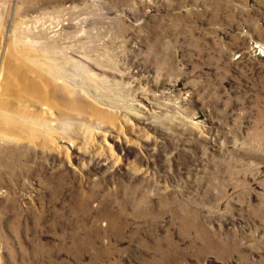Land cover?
I'll return each instance as SVG.
<instances>
[{
    "label": "rangeland",
    "instance_id": "rangeland-1",
    "mask_svg": "<svg viewBox=\"0 0 264 264\" xmlns=\"http://www.w3.org/2000/svg\"><path fill=\"white\" fill-rule=\"evenodd\" d=\"M0 264H264V0H0Z\"/></svg>",
    "mask_w": 264,
    "mask_h": 264
},
{
    "label": "bare ground",
    "instance_id": "bare-ground-1",
    "mask_svg": "<svg viewBox=\"0 0 264 264\" xmlns=\"http://www.w3.org/2000/svg\"><path fill=\"white\" fill-rule=\"evenodd\" d=\"M13 72H15V69H13ZM7 77L8 76L6 74L5 77H4L5 79H3L4 80V83H5V80H6ZM9 81L11 82V79L10 78H9ZM32 93L34 95H36V97H38L36 91L33 90ZM4 119H6V121H5L6 123L9 122V121H11L9 125L5 126V129H13L15 126H17L18 119L16 117H14L12 115H7L6 117H4ZM32 120L38 123V120H36V119H32Z\"/></svg>",
    "mask_w": 264,
    "mask_h": 264
}]
</instances>
